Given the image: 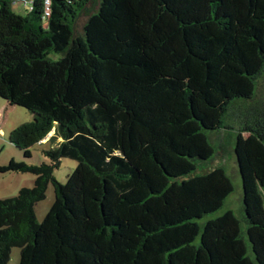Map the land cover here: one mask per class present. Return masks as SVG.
<instances>
[{
	"label": "trees",
	"instance_id": "16d2710c",
	"mask_svg": "<svg viewBox=\"0 0 264 264\" xmlns=\"http://www.w3.org/2000/svg\"><path fill=\"white\" fill-rule=\"evenodd\" d=\"M30 1L0 0V97L33 114L9 134L25 158L55 143L48 162L0 165L35 175L0 199V264L13 247L19 264H264V0ZM237 67L244 85L225 87ZM214 133L241 208L202 221L234 190L220 165L189 176ZM63 157L77 165L60 183Z\"/></svg>",
	"mask_w": 264,
	"mask_h": 264
},
{
	"label": "rangeland",
	"instance_id": "374dc122",
	"mask_svg": "<svg viewBox=\"0 0 264 264\" xmlns=\"http://www.w3.org/2000/svg\"><path fill=\"white\" fill-rule=\"evenodd\" d=\"M21 2H17L12 5L14 11L18 12ZM23 6V5H22ZM238 67L231 69L225 77V87L228 85H233L234 90H240L244 85L241 78L238 76ZM245 88V87H244ZM222 96H218L213 99V105L219 101ZM212 105V104H211ZM206 110L214 117L216 111L208 105ZM33 114L19 105H11L7 100L0 97V165L7 164L10 159L15 161L25 162L27 164H40L42 162H48V157L43 154L44 150L50 149L54 145V141H45L42 143L34 144L29 150L31 156L25 158L21 149L16 148L9 141V134L11 130L21 123H26L32 121ZM246 137L247 134H244ZM212 142L216 146V154L214 159L204 166H199L192 174V176L197 173H206L212 170L214 167L220 165L224 168L226 174L232 180L234 186L233 192L226 198L224 206L217 210L216 212L207 215L206 218H212L216 215L223 214L227 209H232V211L238 216L240 214L241 208V198H242V186L241 177L237 170V162L235 155L232 151V145H228L229 138L225 137L224 141L222 136L216 135L215 133L211 135ZM77 165V162L69 157H63L59 161V166L53 171L54 179L60 183H65L66 178L70 173H72ZM34 174L32 173H21V172H9L0 173V199H7L15 196L20 189L24 187H31L34 182ZM187 176V177H189ZM44 199L35 205V216L37 221L41 222L48 209L52 206L54 202V187L51 183L48 184L46 193L44 194ZM20 250L18 247H13L10 250V255L7 264H19Z\"/></svg>",
	"mask_w": 264,
	"mask_h": 264
},
{
	"label": "built area",
	"instance_id": "2783aa9c",
	"mask_svg": "<svg viewBox=\"0 0 264 264\" xmlns=\"http://www.w3.org/2000/svg\"><path fill=\"white\" fill-rule=\"evenodd\" d=\"M12 4H16L17 2H21L23 7H25L26 9L28 10H31L32 9V6H31V1L30 0H11ZM45 4H46V10L48 11V4H49V1L46 0L45 1ZM47 11H46V15H47Z\"/></svg>",
	"mask_w": 264,
	"mask_h": 264
},
{
	"label": "water",
	"instance_id": "95a60500",
	"mask_svg": "<svg viewBox=\"0 0 264 264\" xmlns=\"http://www.w3.org/2000/svg\"><path fill=\"white\" fill-rule=\"evenodd\" d=\"M85 16L81 15L77 21V31H80V28H82V24L84 22ZM50 135V133L47 135V137Z\"/></svg>",
	"mask_w": 264,
	"mask_h": 264
},
{
	"label": "crops",
	"instance_id": "0c3cea01",
	"mask_svg": "<svg viewBox=\"0 0 264 264\" xmlns=\"http://www.w3.org/2000/svg\"><path fill=\"white\" fill-rule=\"evenodd\" d=\"M20 9H21V10H23V9H24V7L21 5V6H20ZM21 10H19V11H21ZM47 139H48V137H46L45 139H43V140H42V142H45V141H47ZM42 142H41V143H42Z\"/></svg>",
	"mask_w": 264,
	"mask_h": 264
}]
</instances>
